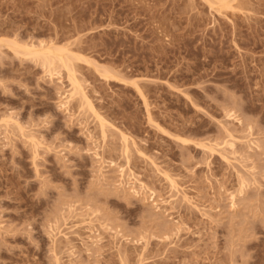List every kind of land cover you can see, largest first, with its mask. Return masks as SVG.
I'll list each match as a JSON object with an SVG mask.
<instances>
[{
	"label": "rangeland",
	"instance_id": "obj_1",
	"mask_svg": "<svg viewBox=\"0 0 264 264\" xmlns=\"http://www.w3.org/2000/svg\"><path fill=\"white\" fill-rule=\"evenodd\" d=\"M0 41V264H264V0H0Z\"/></svg>",
	"mask_w": 264,
	"mask_h": 264
},
{
	"label": "bare ground",
	"instance_id": "obj_2",
	"mask_svg": "<svg viewBox=\"0 0 264 264\" xmlns=\"http://www.w3.org/2000/svg\"><path fill=\"white\" fill-rule=\"evenodd\" d=\"M0 43H2V41H0ZM18 50L19 51L22 50V53L24 52L25 55H27L33 59H36L37 61H41L46 66L55 68L54 66H57L60 64L63 68H65L68 71L70 81H71L70 83L72 86V89H71L70 94H69L70 95L69 99L70 98L72 99L75 96H77V97L79 96L81 99V102H83V104L85 105L84 107L89 108L90 111L93 112V114L96 117H98L96 111H94V109H93L91 102L88 100V97H86V95L83 93V90L81 89V85L78 83V81L75 80L76 75H74V70L72 69V67L69 63V56L67 55L65 50H59L53 46H51V47H43V46L42 47H36L34 45H32V46H19ZM101 123L104 125L103 121ZM104 135L105 134H103V136ZM123 140L126 143L128 141L127 137H125V136L123 137ZM230 146H232V144H230ZM127 147H128V145H127ZM122 172H124V171L122 170ZM173 184L175 186V183L172 181V185ZM174 188H176V187H174ZM137 193H138V191H137ZM137 193H135V194H137Z\"/></svg>",
	"mask_w": 264,
	"mask_h": 264
}]
</instances>
